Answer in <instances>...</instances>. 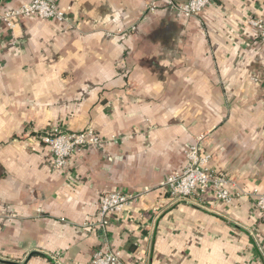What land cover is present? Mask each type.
<instances>
[{
	"label": "crops",
	"instance_id": "obj_1",
	"mask_svg": "<svg viewBox=\"0 0 264 264\" xmlns=\"http://www.w3.org/2000/svg\"><path fill=\"white\" fill-rule=\"evenodd\" d=\"M152 1L57 0L66 24L0 22V264H91L106 248L124 264H264L256 197L159 188L202 137L215 171L264 192V40L247 23L264 0H214L189 19ZM54 126L104 142L55 171L39 140ZM111 192L144 196L93 229Z\"/></svg>",
	"mask_w": 264,
	"mask_h": 264
},
{
	"label": "built area",
	"instance_id": "obj_2",
	"mask_svg": "<svg viewBox=\"0 0 264 264\" xmlns=\"http://www.w3.org/2000/svg\"><path fill=\"white\" fill-rule=\"evenodd\" d=\"M161 2H165L168 7L189 19L199 17L206 8L213 4L214 0H153L147 6L148 11L155 13ZM28 17H38L61 24L67 23V15L64 10L59 8L57 0H31L12 10H4L0 7V22L5 23L11 29L15 28L17 19ZM247 23L256 27L264 40V19L249 18ZM202 139V137L199 138L198 142ZM39 140L50 149L49 165L55 171L67 169L70 158L75 152L99 146L104 142L92 128L81 132H72L61 126H54L43 132L39 136ZM198 142L186 151L185 168L181 172L166 177L160 183L159 188L178 201L202 197L211 193L216 200L227 205L232 204L236 199L248 198V195H252L256 197L257 208L264 213V192L254 190L251 193L237 189V184L232 178L226 173L217 172L212 168V155L202 151ZM143 196L142 193L137 195L123 192L105 194L100 201L98 220L91 222L89 226L97 230L107 229L113 216H118ZM91 264L124 263L120 251L106 248L95 251Z\"/></svg>",
	"mask_w": 264,
	"mask_h": 264
}]
</instances>
